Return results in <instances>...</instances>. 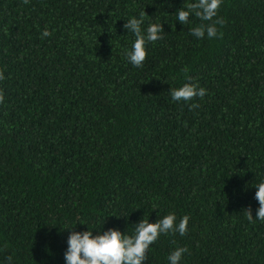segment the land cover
Returning a JSON list of instances; mask_svg holds the SVG:
<instances>
[{"label":"trees","instance_id":"trees-1","mask_svg":"<svg viewBox=\"0 0 264 264\" xmlns=\"http://www.w3.org/2000/svg\"><path fill=\"white\" fill-rule=\"evenodd\" d=\"M190 2L0 0V264H64L71 228L131 234L169 212L187 231L145 264L176 247L180 264H264L245 212L264 178V0H223L201 40L173 15ZM141 11L164 33L135 68L123 24ZM184 83L206 89L198 107L171 101Z\"/></svg>","mask_w":264,"mask_h":264},{"label":"clouds","instance_id":"clouds-1","mask_svg":"<svg viewBox=\"0 0 264 264\" xmlns=\"http://www.w3.org/2000/svg\"><path fill=\"white\" fill-rule=\"evenodd\" d=\"M222 2L223 0H192L184 7H180L173 15L176 22L182 26L192 24L190 17L200 21L189 29V34L197 40L217 38L219 36L217 26L224 23L223 18L218 16ZM146 17L149 16L145 11H141L138 16L127 18V22L123 24L126 35L130 34L134 37L130 46L123 49V58L135 68L143 65L146 45L163 38L164 23L149 22L146 27H142ZM40 34L42 38L51 35L47 28ZM168 92L171 101L185 104H189V101L195 97L202 99L206 95V89L194 83L170 87ZM198 106L196 103L189 104L190 108ZM254 199L259 205L255 218L252 216L251 208L245 210L246 218L250 223L264 222V178L255 185ZM188 221V215L180 217L177 221L176 214L169 212L153 223L141 218L132 226L131 234L122 233L115 227L103 231L90 230L89 227L86 231H72L71 228L63 253L64 264H145L148 259L146 252L149 251L150 246L162 235L178 234L183 237L187 231ZM186 252L187 249L184 247L171 250L166 257L167 264H180ZM7 260L10 261L11 257H7Z\"/></svg>","mask_w":264,"mask_h":264}]
</instances>
